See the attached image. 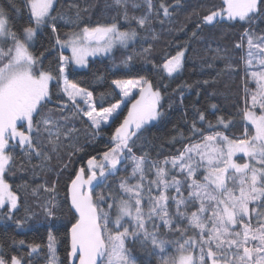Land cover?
Instances as JSON below:
<instances>
[{"label": "snow or ice", "instance_id": "obj_1", "mask_svg": "<svg viewBox=\"0 0 264 264\" xmlns=\"http://www.w3.org/2000/svg\"><path fill=\"white\" fill-rule=\"evenodd\" d=\"M22 2L28 19L18 27L10 23L9 11L0 6V209H7L0 219L11 220L21 199L5 179L7 172L17 167L23 171L25 162L31 163L36 158L40 163L32 165L35 174L37 168L44 170L52 155H59L62 150H67L71 161L83 151L78 147L80 129L74 121L87 118L91 129L88 134L98 136L102 126L110 120L112 123L119 120L130 90L139 87V98L131 101V108L110 138L112 147L103 152L100 161L96 156L88 158L66 186L67 203L75 218L69 232V256L78 259L79 264H98V260L100 264H134L127 247L132 242L149 255L160 254V264H264V35L256 34L251 27L244 32L248 49L245 66L252 67L255 60L261 68L251 72L257 88L250 91L245 87L244 107L240 110L242 119L254 126V132L249 134L245 129L238 138L221 131L204 135L194 120L191 131L202 137L201 142L186 145L177 155L160 161L151 159L147 152L137 155L133 151L146 127L164 115L160 110L161 93L153 90L151 81L144 77L113 81L123 98L105 107L101 94L98 108L93 93L69 81L67 75L70 63L86 66L89 56L107 53L115 43L127 47L129 42L137 41L136 28L122 31L115 21L80 27L78 10L76 19L69 23L79 31L64 33L67 39L61 40L57 22L64 17L53 15L56 0ZM114 3L122 9L124 21H134L137 28L146 32L151 30L153 17L161 13L164 18L172 16L169 6L160 3L156 8L154 0H114ZM223 3L226 7L209 10L203 16V25L214 26L225 14L229 21L238 19L249 25L257 17L264 20V0H223ZM129 6L143 7L144 14L130 16ZM9 7L17 13L21 11L15 0H10ZM45 27L61 49L55 75L38 67L43 53L37 56L30 51L34 38ZM200 27L198 24L197 28ZM196 35L192 33L193 37ZM101 41L103 46H92ZM64 48L71 50V56L63 55ZM151 50L149 43L135 55L147 56ZM186 50L153 66L171 77L182 69ZM216 53L220 55L221 50L216 49ZM132 61L133 56H128L124 63ZM53 83L55 90L50 87ZM49 104L53 107L48 108ZM211 107L217 108L215 104ZM197 113L198 121L206 122L210 130L216 126L228 129L232 123L218 116L213 125L203 112ZM16 148L24 156L19 163L11 154ZM237 153H243L248 160L236 163L233 157ZM67 167L63 165V169ZM120 171L127 174L119 176L113 192L112 184L105 182ZM101 183L108 190L93 195L94 187ZM41 192L48 194L38 204L44 219L57 220L60 205L55 198L56 183L32 189L38 198ZM15 223L18 228L24 226V220ZM52 226L49 224V229ZM168 236L178 239L172 241ZM173 243L177 254L164 258L162 254ZM55 245L56 237L49 231L48 264H57ZM40 247L30 245L31 252H38ZM0 264H25V261L16 255L7 259L0 255Z\"/></svg>", "mask_w": 264, "mask_h": 264}, {"label": "trees", "instance_id": "obj_2", "mask_svg": "<svg viewBox=\"0 0 264 264\" xmlns=\"http://www.w3.org/2000/svg\"><path fill=\"white\" fill-rule=\"evenodd\" d=\"M140 2V0H136ZM20 7L19 13L9 7L10 0H0V6L9 11L10 23L17 27L27 21V10L22 0H15ZM160 3L169 6L172 16L164 18L162 13L153 17L151 30L143 31L137 28L134 21L126 22L122 19V9L115 5L114 0H56L53 15L60 14L63 20L57 22V30L61 34V40L67 39L64 33L79 30L73 27L71 20L76 19L79 10V26L91 27L96 24H109L117 22L121 30L136 28L139 36L127 47H116L110 54L94 57L89 60L86 69H77L72 63L68 65L69 81L78 84L81 88L91 91L97 98V106L100 107L99 97L104 94L103 106L116 103L121 99L113 81L140 79L141 77L151 81L154 90L161 93V108L164 115L156 122L148 125L140 139L136 140L133 151L140 155L141 151L147 152L154 160L162 161L165 157H171L183 151L186 145L197 143L202 140L199 134H193L192 121L196 120V127L203 130L204 135L213 131L225 132L231 138L241 137L245 129L249 134L254 132V126L242 119L240 110L244 107V89H253L245 69V51L247 42L244 38L245 29L252 28L256 34L264 35V20L254 18L249 25L245 21L220 19L214 26L202 24V18L209 10H219L226 7L223 0H154L156 8ZM145 9L128 8L129 15H142ZM161 21H163L161 23ZM200 24L201 27L197 28ZM196 32V37L192 33ZM155 37V38H153ZM152 45L151 53L147 56H137L141 46ZM237 44L242 47L237 48ZM187 49L182 69L169 77L165 72L157 70L153 65H160L165 57L175 55L176 52ZM216 49H220L217 55ZM61 49L55 44V37L49 28H43L36 37L35 44L31 47L34 55L43 53V58L38 67L46 71H52L55 75L58 66V56ZM63 55L69 56L65 50ZM128 56H133L130 64L124 61ZM99 77V78H98ZM207 81V83H204ZM51 88L55 90L53 83ZM217 106L216 109L211 107ZM53 105L49 104L48 108ZM197 110L204 113L206 120L216 124V117L223 116L232 123L228 129L216 126L209 129L206 122L198 121ZM47 111V109H46ZM127 110L121 112L119 120L112 121L102 126L98 136L88 133L91 129L86 118H78L74 121L80 129L78 147L83 151L74 156L71 161L62 150L59 155L53 154L44 170L32 171V165H38L40 161L33 158L31 163L25 162L24 170L18 167L6 173L5 179L12 185V191L20 196L18 209L13 211L12 219H0V255L5 258L9 255L22 257L25 264H48V232L51 231L56 237V250L59 264L69 263L70 236L69 228L75 223L74 213L67 203V185L74 178V174L91 156L97 160L102 158L104 151L112 147L110 140ZM259 111V109H258ZM11 154L17 162L24 161V156L19 148L13 149ZM67 164V169L63 165ZM87 172V168H86ZM57 174L58 179H57ZM117 176H110L112 191L115 192ZM56 183L55 198L60 205L57 212L58 219L46 221L41 209L38 207L47 193H40L36 197L32 189L40 184L50 186ZM95 192V191H94ZM93 192V193H94ZM186 193V192H185ZM187 194V193H186ZM7 209H0L2 216ZM31 216V219H25ZM16 220H24V226L18 228ZM53 226L49 229L48 225ZM169 240L175 241L178 237L168 236ZM20 241H24L20 244ZM39 244L41 247L36 253L31 252L30 245ZM131 250V258L134 264H160V254L149 255L139 244L127 243ZM176 245L171 244L164 254V258L176 255Z\"/></svg>", "mask_w": 264, "mask_h": 264}, {"label": "rangeland", "instance_id": "obj_3", "mask_svg": "<svg viewBox=\"0 0 264 264\" xmlns=\"http://www.w3.org/2000/svg\"><path fill=\"white\" fill-rule=\"evenodd\" d=\"M56 4V3H55ZM55 6V5H54ZM227 19V16H226V14H225V16L222 18V19ZM121 30V29H120ZM79 30H77V32H78ZM123 31V30H122ZM38 35V34H37ZM35 42H36V38H34V40H33V42H32V44L30 45V51H31V47L35 44ZM131 43H133V42H129V44H128V46L131 44ZM93 47H96V46H103V41H101L100 42V44L99 45H96V44H93L92 45ZM116 47H124V46H122L121 44H119V43H115L113 46H112V48H111V50L109 51V52H107V53H97L95 56H89L88 57V62H87V65L86 66H79V65H75L74 63H72V65L75 67V68H77V69H86L87 67H88V64H89V60L91 59V58H94V57H99V56H105V55H108V54H110ZM63 50H65L66 52H68L69 53V56H71V50L69 49V48H64ZM247 58V52L245 51V58H244V60ZM245 69H246V71H247V74L249 75V77H250V80H251V82L254 84V86H253V89H251L250 91H254V90H256V88H257V84H256V82L252 79V77H251V72H254V71H261V68H260V66L257 64V62L254 60L253 61V65H252V67H250V68H247L246 66H245ZM176 74V73H175ZM175 74H173V75H175ZM129 80V79H128ZM131 80H139V79H131ZM51 87V86H50ZM115 87H116V89H117V91H118V93L121 95V99L123 98V94H122V91H121V89L120 88H118L116 85H115ZM154 90V89H153ZM131 94H130V97L129 98H127V100H126V106L125 105H122V109H123V111L126 109L127 111L131 108V101L132 100H134V99H137L138 98V96H139V92H140V89H139V87H137V88H132L131 90ZM82 107L84 106L83 104L81 105ZM98 107V106H97ZM99 108V107H98ZM126 111V112H127ZM257 111H258V109H257ZM127 115V114H126ZM87 119V118H86ZM111 122V120L109 121V123ZM154 122H156V121H153V122H151L150 124H152V123H154ZM108 123V124H109ZM149 124V125H150ZM104 126H106V125H104ZM199 142H201V141H199ZM199 142H197V143H199ZM101 159H99L98 161H100ZM233 160L236 162V163H245L247 160H248V158L243 154V153H237L234 157H233ZM202 171V170H201ZM120 173V175L121 176H123V175H126L127 173L126 172H124V171H120L119 172ZM108 178H110V177H108ZM111 182V181H110ZM109 182V179H108V181L107 182H105V183H110ZM105 183H101L99 186H97L96 188H95V192L93 193V195H96V194H98V193H100V192H103V191H107L108 189H106V187H105ZM172 194H174V192L172 193ZM185 195H187L186 193H185ZM55 248H56V245H55ZM56 255H57V250H56ZM57 257H58V255H57ZM57 264H59V261H57Z\"/></svg>", "mask_w": 264, "mask_h": 264}, {"label": "water", "instance_id": "obj_4", "mask_svg": "<svg viewBox=\"0 0 264 264\" xmlns=\"http://www.w3.org/2000/svg\"><path fill=\"white\" fill-rule=\"evenodd\" d=\"M138 98H139V96H138ZM137 98V99H138ZM94 184H95V182H94ZM97 187V186H96ZM96 187H94V190H95V188ZM94 190H93V192H94ZM71 227V226H70ZM69 232H70V228H69ZM70 252V251H69ZM69 263L70 264H79V262H78V259H75V258H72V257H70L69 256ZM98 264H100V261L98 260Z\"/></svg>", "mask_w": 264, "mask_h": 264}]
</instances>
